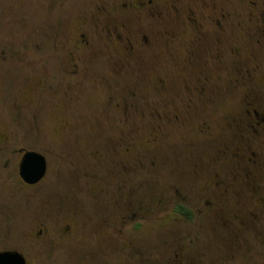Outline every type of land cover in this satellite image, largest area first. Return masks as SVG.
<instances>
[{
	"label": "rangeland",
	"instance_id": "374dc122",
	"mask_svg": "<svg viewBox=\"0 0 264 264\" xmlns=\"http://www.w3.org/2000/svg\"><path fill=\"white\" fill-rule=\"evenodd\" d=\"M93 1L97 0H0V63L17 61L0 65V147L9 153L19 148L35 149L45 156L47 164L45 178L34 189L29 191L16 183L12 186L13 181L7 180L6 186L0 184V198L12 204L20 225L29 223L23 211L29 218L48 212L53 215V224L56 214L68 217L55 226L60 236L72 231L57 245L52 264H126L124 245L117 252L119 241L111 230L102 232L104 224L98 216L106 210V218L114 221L115 215L125 213L124 201L109 208L104 204L125 200L129 193L137 201L132 212L136 217L130 225L142 226L131 238H142L138 242L143 251L156 259L160 243L170 236L167 229H157L158 221L175 204H184L196 212L194 220H167L166 226L182 232L201 228L205 237L195 245L196 253L202 252L206 264H216L215 258L224 256L217 216L255 204L251 201L255 196L240 191L234 182L246 181V174L252 179V169L259 161L264 168V131L249 137L251 148L246 158L250 161L243 172L234 168L239 160L236 150L220 154V142L230 143L233 128L229 124L232 126L234 114L245 112V107L239 110L243 98L260 99L249 111L264 115V71L245 74V85L239 80L242 75L217 72L206 59L207 86L201 84L203 75L195 83V67H189L188 73L176 64L182 58L179 41L174 36L168 43L160 39L157 26L129 24L132 31L141 27L149 30L130 41L117 35L128 29L126 26L119 27L114 37L99 35L101 26H79V14L90 10ZM44 29L51 31L50 41L41 37ZM173 31L175 35L177 31ZM169 34L168 39L172 38ZM186 36L191 39L193 34L186 32ZM246 41L243 32L227 29L221 35L220 50L227 53L232 43L237 53L245 56ZM120 47L126 58H118ZM9 50L17 52L16 58L8 55ZM253 51L254 59L247 50L242 61L264 64V49ZM126 63L135 84L132 96L144 104L152 101V109L163 112L164 117L149 120L133 116L128 121L122 114H114L109 104L117 98L116 81L125 82L128 70L124 67L122 74L112 70L120 71ZM27 87L29 91L23 92ZM198 96L204 100L197 101ZM188 101L191 103L186 105ZM12 102L28 119L8 120ZM127 148L129 153L125 154ZM12 156L5 155L0 162H11ZM226 182L234 184L228 187ZM8 192L12 194L8 196ZM31 193L35 196L29 197L23 208L15 206L14 198ZM240 194L241 200L237 198ZM51 198L52 204L46 208L45 200ZM79 199L83 200V211ZM259 209H264V202H259ZM261 218L263 221L264 215ZM210 228L217 233H208ZM41 239L36 236V250ZM233 251L234 260L226 264H264V236L257 240L250 237L239 247L233 244ZM39 260L45 263L41 256Z\"/></svg>",
	"mask_w": 264,
	"mask_h": 264
},
{
	"label": "flooded vegetation",
	"instance_id": "af4514ba",
	"mask_svg": "<svg viewBox=\"0 0 264 264\" xmlns=\"http://www.w3.org/2000/svg\"><path fill=\"white\" fill-rule=\"evenodd\" d=\"M89 5L91 7L90 10L86 12L82 11L79 14V26H101V28H98L99 35L104 33L107 37H114L119 27L123 28L126 26L128 29L125 28L126 30L117 35H120L122 39L126 41H130L141 31H149L148 28L142 27L132 31L129 28V24L133 23L135 25L150 24L157 26L156 31L158 37L160 39L164 38L166 43L176 37L179 41L178 48L182 56L181 60L179 62L177 61L176 64L183 68L184 72L187 71L188 73H191L189 67H195L194 73H192L197 75V78L194 80L195 83L202 77L200 75H203V83L201 84H206L207 86L208 79L205 77L206 59L213 63L214 70L217 72L224 75L227 73L242 75L239 77V80L243 83L247 81L245 74L262 73L264 71V64H262V66L242 61L243 58L247 57V50L254 59L255 54L253 50L255 48L264 49V0H109L107 2L97 0L90 2ZM230 7L232 8L231 12ZM234 8L236 9L234 10ZM246 12L250 13V17H244ZM227 29L240 31L245 34V39L247 40L245 44V56H240L237 53L238 51L235 48V44L232 43L229 45L227 53H222L220 50L221 35ZM173 30L177 31L175 35ZM170 32L172 33V38L168 39ZM186 32L193 34L191 39H187V36L185 37ZM41 37L45 41H50L51 31L44 29L41 33ZM99 38L102 40L103 36ZM251 42L254 44H251ZM199 49H201V51L197 53ZM7 53L12 58H16L17 56V52L15 53V51L11 53L9 50ZM116 53L118 58H124L126 54L125 50H122V47L118 48ZM1 54H3V52L0 53V57ZM92 54L102 55L106 58V56L100 52H94ZM150 55H152L151 58L154 57L153 53ZM229 58L232 60L228 61ZM14 63H17L16 59L6 65L1 63L0 65L8 66ZM149 63L150 61L147 64ZM128 65L129 64L126 63L120 71L111 68L114 69L112 70L113 73L119 74H122L125 69L128 70L127 72L125 71L127 73L125 82L121 83L120 81H116L119 86L115 92L117 98L113 99L109 104L114 114H122L125 120L128 121H130L133 116H140L149 120H153L156 117H164L165 115L163 112L158 114V112H160L159 110L155 111L152 109V101H150L151 105H148L144 104V100H138L132 96V90L135 88L133 85L135 84L131 82V71L126 67ZM124 67L126 68L124 69ZM159 83L161 87L163 82L160 81ZM197 89L198 87H196L194 91ZM25 91H29V88L23 89V92ZM194 95H196V92ZM198 98L197 101H200L201 99L199 96ZM259 100L258 98L250 97L242 99L239 110L241 107H245V112L242 111L233 115V119L231 120L233 124L232 126L229 124V127L233 128L229 132L230 143L226 144L223 142L222 144L220 142V154H226L233 149L236 150V158L239 160L234 164V168L236 170L240 169L242 172L244 171V165L248 164V161H250L249 158H246L248 150L251 148V146L248 145L249 137L259 135L260 131H264V115L259 116L256 111L252 113L249 111V107L256 104V102L259 103ZM189 102L191 103V101H188L186 105H189ZM102 105L105 106V104ZM25 118L26 117L21 116L18 104L12 102L11 114L8 120H20ZM128 148L125 150V154L129 153ZM243 148H245L246 151H244ZM26 152L40 154L44 158L46 164L45 156L35 149L31 148L26 150L24 148H19L9 153L8 150L0 147V161L5 155H14L11 157L13 161L0 162L1 185L4 186L7 180H11L13 181L12 186L16 183L20 187H24V189L30 191L45 178L46 171L43 178L36 184H27L20 178L19 166ZM239 154H241V157H239ZM250 163L253 164V161ZM10 170H12L11 174L9 173ZM252 171V179L248 178L246 174V181L244 179L243 181L234 183L239 185L240 191H245L255 196V199L251 200L255 202L253 207L238 210L230 215H219L215 220L221 228L220 233L222 234V242L220 249L222 250V255H224L219 259L215 258L216 264H226L234 260L231 257L234 252L233 244L239 247L241 243L245 242L246 239H250V237L257 240L260 236H264V220L262 221L261 218L262 215H264V209H259V202H264V193L262 190L264 188V168L261 166L260 161ZM232 183L233 182H226L224 184L229 187ZM10 194L12 193L8 192V196ZM233 195L236 196V194ZM32 196L34 197L35 195L31 193L25 198L19 197L17 200L14 198L13 202L15 201V206L23 208L24 202ZM101 197H105V194ZM242 197L243 194L237 196L239 200H241ZM67 198L72 201L70 196H66V199ZM80 198H82V196ZM52 200L53 198L45 200L46 208H50L49 205L52 204ZM123 201L125 202L127 210L125 213L115 215L114 221L110 218H106V210L98 217H100V221L104 224L101 226L102 232L111 230L119 241L117 252L121 251L122 245H124V253H126L127 257L126 264H206V258L203 257L202 252L200 254L196 253L195 246L205 237V232H201V228L194 232L189 230L182 232L179 228L167 227L165 224L167 220H181L187 223L192 222L195 218V211L184 204H175L167 215L158 221L160 226L157 227V229L159 228L161 231L167 229L168 231L166 232L170 236L167 237L166 241L162 240L160 243V250H157V257L155 259L152 257L151 253L147 254L146 251H143L140 242H138L142 238H139V240H132L131 238L133 233L142 230L140 224L130 225L132 219L136 217L135 213L132 212L133 206L135 207L137 203L132 195L129 193L125 200L108 201L104 205L108 208L111 206L115 207L118 202L123 203ZM162 201H164V199ZM158 202H161V200ZM11 205L12 204L4 202L0 198V254H17L22 258L24 264H52L54 262L53 254L55 249H57V245L64 243L71 235L72 231L71 230L65 236H60L58 232H55V226L59 224L58 220H65L68 219V217L56 214L55 218L58 223L56 222L53 224V215L48 212H46L44 216L37 215L29 218L28 212L23 211V217H27L29 223L28 225H20L18 224L19 221L17 220L15 210L11 208ZM80 208L83 211V200L81 199H79V209ZM169 213H172V217L168 216ZM197 213L200 214L201 212L197 211ZM121 219L122 222L120 223L119 220L121 221ZM36 222H40L42 225L37 226ZM71 222L72 221H70V223ZM212 232L217 233L213 231L212 228H210V230L208 229V233ZM81 233L83 232L81 231ZM36 236L42 237L39 250L34 248ZM238 250L240 249L238 248ZM94 253L98 255L97 252L94 251ZM38 255L41 256L42 261L45 263H41Z\"/></svg>",
	"mask_w": 264,
	"mask_h": 264
},
{
	"label": "water",
	"instance_id": "95a60500",
	"mask_svg": "<svg viewBox=\"0 0 264 264\" xmlns=\"http://www.w3.org/2000/svg\"><path fill=\"white\" fill-rule=\"evenodd\" d=\"M46 171L44 158L35 152H26L19 166V176L27 184H36L39 182ZM0 264H24L23 260L17 254H0Z\"/></svg>",
	"mask_w": 264,
	"mask_h": 264
},
{
	"label": "trees",
	"instance_id": "16d2710c",
	"mask_svg": "<svg viewBox=\"0 0 264 264\" xmlns=\"http://www.w3.org/2000/svg\"><path fill=\"white\" fill-rule=\"evenodd\" d=\"M180 209H182V208H180Z\"/></svg>",
	"mask_w": 264,
	"mask_h": 264
}]
</instances>
